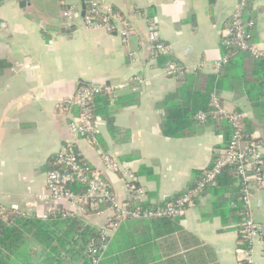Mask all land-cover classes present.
Returning <instances> with one entry per match:
<instances>
[{"label":"crops","instance_id":"crops-1","mask_svg":"<svg viewBox=\"0 0 264 264\" xmlns=\"http://www.w3.org/2000/svg\"><path fill=\"white\" fill-rule=\"evenodd\" d=\"M91 0H0V206L8 215L45 217L49 209L74 211L72 203L50 202L45 191L48 165L62 147H72L99 172L112 192L124 200L127 191L118 173L107 170L102 153L112 154L134 171L153 205L181 194L213 162L230 139L223 119H208L185 127L180 137L160 130L164 102L181 83L157 63L148 41L153 29L169 54L186 73L201 78L215 71L222 58V32L238 0H98L126 16L132 31L118 33L83 26V6ZM63 9H70L63 16ZM249 15L253 36L264 44V0H254ZM150 17V18H148ZM149 22L152 24L150 27ZM199 81V80H198ZM80 83L109 85L111 94L93 100L96 142L72 135L71 117L78 109L58 107ZM251 87V86H250ZM227 111L241 113L243 131L264 145V111L253 107L262 99L235 78L217 90ZM249 95V96H248ZM131 97V104L116 103ZM105 100H108L107 107ZM236 178L223 177L208 187L175 222L152 227L146 219L127 220L109 236L99 264H240ZM264 203V187L252 192L253 217ZM50 207V208H49ZM108 212L85 219L101 227ZM262 225V222L254 217ZM263 226V225H262ZM178 227V228H177ZM264 228V227H263ZM33 261L40 248L30 244ZM256 263L264 264L259 244ZM7 264H20L9 258Z\"/></svg>","mask_w":264,"mask_h":264},{"label":"built area","instance_id":"built-area-1","mask_svg":"<svg viewBox=\"0 0 264 264\" xmlns=\"http://www.w3.org/2000/svg\"><path fill=\"white\" fill-rule=\"evenodd\" d=\"M254 0H238L229 20L222 32V43L233 49L249 53L254 58L264 57L263 46L256 42L253 37L255 20L249 15V8ZM70 9H63V16H68ZM83 26L88 29H103L109 33H118L123 40L131 33L132 28L124 14L110 4H104L98 0H91L85 7L82 17ZM152 28L151 22H149ZM148 41L153 52L168 54L169 48L157 37L152 29L148 33ZM226 61L222 57L214 64L218 71L222 63ZM168 77H175L182 70L175 63L169 62L163 68ZM111 94L109 85L87 86L81 88L76 94L63 99L58 107L70 109L76 107V116L71 117L68 130L72 135L87 137L92 144L96 142V126L92 118V101L97 95ZM210 115L215 119L227 121L232 133L227 144L215 154L212 164L195 181V184L184 191L181 195L165 203L147 206H137L147 199L145 189L138 183L133 170L124 168L120 162L110 153H102L101 160L104 167L118 173L126 191L124 200L111 191L110 187L99 178V172L93 170L91 165L75 152L71 147H62L56 153L58 164L67 167L63 170H50L46 174L45 191L39 197L50 202L66 200L75 207V212H83L86 209H99L95 214L108 212L104 224L100 227L101 237L98 245H90L88 253L94 264H97L106 250L109 236L126 220L129 219H155L164 217H179L188 207L194 204V200L200 196L204 188L213 183L220 173L229 167H233V173L238 181L239 200L243 207V219L240 224V236L246 243V247L236 248V257L240 264H258L254 260L253 252L256 244L261 246L264 253V228L254 220L251 206L252 192L264 187V145L247 143L243 139L242 114L227 111L222 105L220 97L212 92L210 94ZM206 114L199 113L196 119L206 121ZM89 164V165H88ZM86 185V191L77 195L72 190L64 188L65 185L76 183ZM132 198L133 205H129L127 199ZM50 208V207H49ZM54 209H49V211Z\"/></svg>","mask_w":264,"mask_h":264},{"label":"trees","instance_id":"trees-1","mask_svg":"<svg viewBox=\"0 0 264 264\" xmlns=\"http://www.w3.org/2000/svg\"><path fill=\"white\" fill-rule=\"evenodd\" d=\"M208 1L211 4L214 2V0ZM261 45L264 48V44ZM220 48L222 51V57H225L226 61L221 64L217 72L203 75L201 78L194 74L186 73L184 67L179 62L168 57L170 56L169 53H152L157 60V63L163 66V68L166 67L169 62H172L182 70L181 74L175 76V78L181 83V87L179 88V99L178 95L174 94L164 102L165 116L160 127L164 136H182L186 126L194 122H200L196 119V116L199 113H205L207 116L206 120L212 118L210 115V94L215 92L218 95L217 90L227 78H235L240 82L242 80V87L246 89L247 94H249V90L257 91L259 97H262V99L257 103H253L252 106L258 107L264 111V57L254 58L245 51L233 49L231 46H225L222 43V37L220 40ZM101 95H104L105 97L108 96L107 94ZM95 97H98V95ZM132 101L131 97H122L117 99L116 103L118 105H123L131 104ZM104 102L107 107L108 100H105ZM91 105L92 118L94 120L95 110L93 108V101ZM245 123L247 129L246 131H243L244 141L247 143H259V139H253L250 137L252 131L250 121L246 120ZM229 129H231V127ZM229 131L230 136L232 129ZM66 168L67 167L58 164L56 155H54L48 165V171L63 170ZM92 169L94 170V168ZM222 177L228 182L232 181V177L236 178L233 173V167L224 169L213 183L204 188L200 195ZM99 178L106 183L101 176H99ZM195 181L184 191L191 188L195 184ZM64 188L72 190L77 195H81L86 191V185L79 182L76 184L65 185ZM181 194L160 203L170 201ZM239 196L240 193L238 194V213L240 221H242L244 214ZM127 202L129 205L134 204L132 198L127 199ZM153 205L147 204L146 201L137 204V206L143 208ZM104 207H106V205H101L99 209H86L81 213L66 211L63 209H54L49 211L45 217L15 213L10 216L8 215L7 221H4L3 215L5 213L2 210V206H0V264H7L9 258L16 259L20 264H94L88 253V247L90 245L99 244L101 229L100 227L98 228L90 224L85 217L89 214H95ZM179 217H164L146 220H148L152 227H156L164 225L166 221L167 223L175 222ZM238 241H240V246L246 247V243L241 236L238 238ZM32 242L36 243L40 248L38 255L40 259L36 262L33 261L34 254L29 251V246ZM104 253L101 256V259ZM100 261L97 264H99Z\"/></svg>","mask_w":264,"mask_h":264},{"label":"water","instance_id":"water-1","mask_svg":"<svg viewBox=\"0 0 264 264\" xmlns=\"http://www.w3.org/2000/svg\"><path fill=\"white\" fill-rule=\"evenodd\" d=\"M29 0H20V6L23 7L24 5L28 4ZM84 12H85V6H83V11H82V16H84ZM87 86H98V84H92V85H88L86 83H80L73 94H76L81 88L87 87Z\"/></svg>","mask_w":264,"mask_h":264},{"label":"rangeland","instance_id":"rangeland-1","mask_svg":"<svg viewBox=\"0 0 264 264\" xmlns=\"http://www.w3.org/2000/svg\"><path fill=\"white\" fill-rule=\"evenodd\" d=\"M44 216H46V215H44ZM254 217L257 218L258 220H260L262 222L263 227H264V203L261 205L259 210H255Z\"/></svg>","mask_w":264,"mask_h":264}]
</instances>
